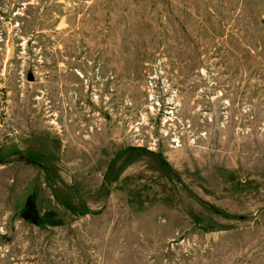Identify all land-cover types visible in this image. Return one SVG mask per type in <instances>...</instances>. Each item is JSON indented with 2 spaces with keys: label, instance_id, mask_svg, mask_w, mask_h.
I'll return each instance as SVG.
<instances>
[{
  "label": "rangeland",
  "instance_id": "obj_1",
  "mask_svg": "<svg viewBox=\"0 0 264 264\" xmlns=\"http://www.w3.org/2000/svg\"><path fill=\"white\" fill-rule=\"evenodd\" d=\"M0 264H264V0H0Z\"/></svg>",
  "mask_w": 264,
  "mask_h": 264
}]
</instances>
